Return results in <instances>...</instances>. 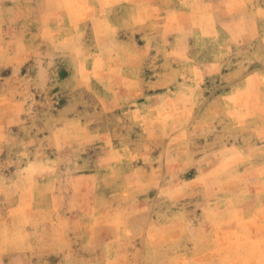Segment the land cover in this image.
Masks as SVG:
<instances>
[{
  "label": "clouds",
  "instance_id": "obj_1",
  "mask_svg": "<svg viewBox=\"0 0 264 264\" xmlns=\"http://www.w3.org/2000/svg\"><path fill=\"white\" fill-rule=\"evenodd\" d=\"M162 3L183 0H116L111 9L103 0H0V70L12 69L0 78V264H185L184 256L188 264H264V242L238 247L208 234L206 208L226 211L237 195L264 206V177L258 160L224 164L235 148L227 146L242 141L226 132L222 108L209 110L200 79L190 83V68L169 54L175 39L145 15V5ZM261 5L251 0L238 15L259 21ZM229 41L220 67L231 79L215 78L242 86L249 64ZM147 67L166 79L146 85ZM168 85L176 90L144 96ZM53 88L67 98L62 109ZM133 109L143 119L133 121ZM162 114L171 116L165 125ZM193 167L203 183L181 178ZM115 215L118 229L91 226ZM252 238L264 241V232Z\"/></svg>",
  "mask_w": 264,
  "mask_h": 264
},
{
  "label": "snow or ice",
  "instance_id": "obj_2",
  "mask_svg": "<svg viewBox=\"0 0 264 264\" xmlns=\"http://www.w3.org/2000/svg\"><path fill=\"white\" fill-rule=\"evenodd\" d=\"M103 3L105 8L111 9L115 6L116 0H103ZM246 7L247 4L239 0H183V3L179 5L167 3L145 5V15L155 21L154 27L162 30L161 34L164 38L175 39L173 54L187 61L189 68L202 56L200 48L202 37L205 38L203 43L206 46L211 44L212 55L217 57V62L213 64H208L207 60H204L207 72H216L221 66L220 59L225 55V49L224 46H220L217 50L216 38L220 35L217 28H222L230 35L229 47L232 51L245 57L241 60L242 66L252 64L258 59V63L244 72L246 79L242 87L235 89L233 94L226 98L235 105L234 108L225 105L229 109L227 112L229 127L226 128V132L242 142L225 157L224 164L236 168L239 165L247 166L254 160H258L260 162L258 174L264 177V32L258 33L256 26L257 23L264 25V5H261L257 13L259 21L237 22L235 17ZM188 8L193 9L192 15L184 11ZM77 17L78 20L83 18L79 13ZM134 21L139 24L145 23V19L140 16L135 17ZM111 27L110 24L105 25L106 29L110 30ZM190 38H194L197 43L191 44ZM189 58H191L190 61ZM191 70L195 72V78L198 81L201 73L194 68ZM233 75L239 77L240 73ZM136 119L140 120L143 117L136 113ZM169 119H171L170 115L162 114L159 117L160 124L165 125ZM257 121L259 123L253 127ZM249 133L252 135L250 136ZM257 142L259 148L255 147ZM198 179L201 183L204 182L203 177ZM245 215L251 217L245 222L246 240L253 245L264 242L252 238L253 230L264 232V206L260 207L258 214L254 215V201L242 195L232 198L227 204L226 211L206 208V223L210 228L208 234H216L219 240L221 231L230 233L231 227L241 223ZM113 224L118 229L122 224L120 217H117ZM226 224L229 225L227 229ZM224 239L228 241L230 236H225Z\"/></svg>",
  "mask_w": 264,
  "mask_h": 264
},
{
  "label": "rangeland",
  "instance_id": "obj_3",
  "mask_svg": "<svg viewBox=\"0 0 264 264\" xmlns=\"http://www.w3.org/2000/svg\"><path fill=\"white\" fill-rule=\"evenodd\" d=\"M239 2L242 3H246L247 5L251 4V0H239ZM184 11L188 14V15H192L193 14V9L192 8H188V9H184ZM237 22H244V17L243 16H239L237 15L235 17ZM217 32L220 33V35L216 38V47L217 50H219L220 46H224L225 48V41L228 39H231L230 35H228L227 33H225L223 31L222 28H217ZM135 43L136 46L138 48H144L145 44H146V40L142 37V35L140 33H136L135 37ZM203 39L205 38H201V44H200V48H201V53L202 56L200 58H198L195 63H193L191 65V68L196 69V71H199L201 73L200 75V81H201V87L203 89V97L206 99V101L208 102V107L209 110H214L217 107H220L223 109L224 112V116L226 119H228L227 117V112H228V107H226L225 105H230L231 107H235V105H232L230 101H228L226 98L230 97L233 94V91L235 89H239L242 86L237 84V85H229V86H225L223 84H221V81L219 79L215 78V74L217 72H220L223 74L225 81H229L231 78L228 76V72L227 69H222L221 67H219L217 69L216 72H212L210 73V75L208 77H205L203 75V73L201 72V68L200 65L204 62V60H207L208 64H213L217 62V57L212 55V49H211V44L209 45H205L203 43ZM190 43L191 44H196L197 41L194 38H190ZM233 48L235 47L234 45L232 46ZM225 51H227V48H225ZM257 51H258V44H257ZM169 54H172L174 56L175 59H178L180 62V65L182 67H189L188 66V62L187 61H183L180 59L179 56L174 55V49L173 48H169L168 50ZM154 54V53H153ZM206 54V55H204ZM191 60V58H189V61ZM235 61H233L234 63ZM258 59L253 61L252 64H249V69L253 67L254 64L258 63ZM160 63L163 64L164 63V59L160 60ZM173 67L175 68L176 65H173ZM190 68V75L192 80L191 82H194L196 80L195 78V72H193ZM158 71V70H157ZM205 71H207V68L205 69ZM12 75V69L11 68H6L3 70H0V78L3 79H7L9 76ZM28 75V65L25 64L23 67H21L20 69V76H26ZM141 79L144 81V83L147 85L149 83L155 85L158 80L161 79H166V77L164 76L163 73H160L159 75L157 74V72H154L152 70L151 67H147L144 68L143 72H142V76ZM181 84H183V80L180 81ZM169 88H172L171 85H168L167 87L165 86H160V87H146L144 90V96L146 97H154V96H161L163 95L165 92H167L169 90ZM173 91H175V88H172ZM60 91L59 88H53L50 95L55 97V103L53 105L54 108L56 109H62L67 105V98L64 96H59L57 97L56 94ZM37 99H40V97L38 96ZM138 103L139 104H143L144 103V97H141L138 99ZM132 120L135 121L136 120V112L135 109L132 110ZM14 131H18V129H14ZM175 139L176 143H180L181 142V138L178 136ZM201 143H203V141H200ZM236 148V145H232L229 144L227 146V149H231V148ZM255 147H259L258 144L255 145ZM226 149V150H227ZM159 150H157L154 153V156H156L157 158H159ZM153 167H158V165H154ZM181 178L185 181V182H190L192 180H196L198 178H201V171L197 168H189L188 171L181 173L180 174ZM225 200L227 201L228 198L225 197ZM227 202L225 203V207H227ZM258 214V209L254 210V215ZM119 217V215H115L112 217L110 222H99V221H93L92 225L93 227H95L96 229H98L99 231H105L106 229H110L111 227H114L113 221ZM251 217H249L248 215H245L242 218V222L236 224L235 226L231 227V231L230 233L227 231H221L220 233L225 237V236H230V239L228 240V242L230 244L234 243L236 244L238 247H243L245 243L249 244L250 246L252 245V243L248 242L246 240V236L247 233L245 231L246 229V221L250 220ZM248 231H251V229H248ZM259 243H256L255 246L258 247ZM53 260L56 261V264H59V260L55 257L51 258ZM182 259H184L185 264H188V261L191 259L190 256H184L182 257Z\"/></svg>",
  "mask_w": 264,
  "mask_h": 264
}]
</instances>
